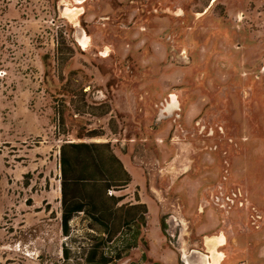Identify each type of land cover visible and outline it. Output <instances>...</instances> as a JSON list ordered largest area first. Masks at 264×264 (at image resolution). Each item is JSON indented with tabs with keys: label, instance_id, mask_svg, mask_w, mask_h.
Returning a JSON list of instances; mask_svg holds the SVG:
<instances>
[{
	"label": "rangeland",
	"instance_id": "rangeland-1",
	"mask_svg": "<svg viewBox=\"0 0 264 264\" xmlns=\"http://www.w3.org/2000/svg\"><path fill=\"white\" fill-rule=\"evenodd\" d=\"M65 141L108 145L131 179L116 196L147 209L112 264L214 240L220 264H264V0H0V264L114 246L83 214L62 233Z\"/></svg>",
	"mask_w": 264,
	"mask_h": 264
},
{
	"label": "trees",
	"instance_id": "trees-1",
	"mask_svg": "<svg viewBox=\"0 0 264 264\" xmlns=\"http://www.w3.org/2000/svg\"><path fill=\"white\" fill-rule=\"evenodd\" d=\"M59 153L62 233L67 236L70 222L78 214H83L92 224L105 231L108 243L114 244L99 255L93 253L87 264H112L120 260L125 248L135 247L139 228L132 235H123L115 241L112 236L134 222L133 218L137 215L131 211L137 210L142 214L140 225L145 224L147 214L144 205L124 204V197L116 196L130 184L129 174L105 144L65 141Z\"/></svg>",
	"mask_w": 264,
	"mask_h": 264
},
{
	"label": "flooded vegetation",
	"instance_id": "flooded-vegetation-1",
	"mask_svg": "<svg viewBox=\"0 0 264 264\" xmlns=\"http://www.w3.org/2000/svg\"><path fill=\"white\" fill-rule=\"evenodd\" d=\"M170 222H171V225L174 226L173 220ZM216 246H218V242L216 240H214L213 242L211 241L207 243V247L209 250L207 255L201 254L199 252H193L191 256H189L188 254L181 255L182 260L184 261L185 264H212L216 260L217 258L216 256H220V258H222L221 254H219V252L217 251ZM216 252L218 255H216ZM181 253L183 254V251H181Z\"/></svg>",
	"mask_w": 264,
	"mask_h": 264
},
{
	"label": "built area",
	"instance_id": "built-area-1",
	"mask_svg": "<svg viewBox=\"0 0 264 264\" xmlns=\"http://www.w3.org/2000/svg\"><path fill=\"white\" fill-rule=\"evenodd\" d=\"M171 97H170V99H169V105L168 106H170L171 105ZM226 195V194H225ZM225 195H223L222 193H220V195L219 196H214L213 198H214V200H213V204L216 206V207H219V208H223L224 206H223V203L224 204H226L228 207H230L231 208V206H239V207H241L243 204H242V202H240L238 199H239V195L238 194H231L230 193V195H227L226 197H225ZM212 198V199H213ZM223 202V203H222ZM236 202H237V204H236Z\"/></svg>",
	"mask_w": 264,
	"mask_h": 264
},
{
	"label": "bare ground",
	"instance_id": "bare-ground-1",
	"mask_svg": "<svg viewBox=\"0 0 264 264\" xmlns=\"http://www.w3.org/2000/svg\"><path fill=\"white\" fill-rule=\"evenodd\" d=\"M79 3H82V1ZM82 41H83L82 42L83 46H85L84 40H82ZM216 255H218L217 252H216ZM216 257H217L216 260L212 264H220L222 258H220V256H216Z\"/></svg>",
	"mask_w": 264,
	"mask_h": 264
},
{
	"label": "water",
	"instance_id": "water-1",
	"mask_svg": "<svg viewBox=\"0 0 264 264\" xmlns=\"http://www.w3.org/2000/svg\"><path fill=\"white\" fill-rule=\"evenodd\" d=\"M193 253V252H192Z\"/></svg>",
	"mask_w": 264,
	"mask_h": 264
}]
</instances>
